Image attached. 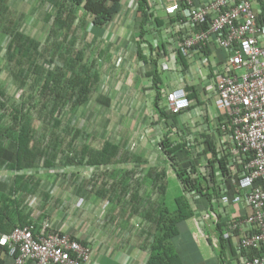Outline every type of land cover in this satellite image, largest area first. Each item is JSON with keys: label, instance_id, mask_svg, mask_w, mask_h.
Returning a JSON list of instances; mask_svg holds the SVG:
<instances>
[{"label": "built area", "instance_id": "built-area-1", "mask_svg": "<svg viewBox=\"0 0 264 264\" xmlns=\"http://www.w3.org/2000/svg\"><path fill=\"white\" fill-rule=\"evenodd\" d=\"M145 3L149 18L144 22L141 48L146 56L151 48L154 57L158 49H163L157 57L162 81L160 109L180 118L190 108L186 88L192 87L189 84H192L193 71L189 67L194 62L213 79L207 100L224 118L217 133L207 124L199 130L209 128L216 136V161L224 160L225 173L218 163L208 164V156L202 155L203 142H196L193 135L186 136L184 141L192 160L198 161L195 172L188 170V176L192 180L206 179L208 185L217 190V195L210 202H200L202 207L195 203L199 198L195 191H189L191 202L184 196L190 202L194 217L199 216L200 222H209L212 227L215 250L218 246L216 226L221 225L227 261L264 264V48L259 42L264 36V22L255 12L252 0H145ZM136 9L135 3L137 13ZM156 20L162 24L157 25ZM88 23L93 27L89 20ZM208 49L220 57L212 59ZM178 52L185 58L187 68L176 60ZM147 83L152 90L151 82ZM170 126L172 133H178V127ZM184 126L195 128L196 125L188 121ZM225 178L232 183L235 193L232 199H228ZM59 180L64 186L76 178L66 180L63 176ZM96 188L95 193H101L100 205L105 210L110 205V191L99 186H90L89 190L93 192ZM79 197L71 193L64 201L69 205L72 200L76 201L75 207L83 211L86 202ZM34 203L33 197L26 200V209L32 214L29 225L0 236L1 253L12 258L13 264H90L91 246L67 233L52 230L46 218L34 233L38 212L42 214L54 201L43 200L40 209ZM235 206H242L243 214L234 212ZM117 220H112V231ZM134 227L139 228V224ZM252 253L258 254L251 256Z\"/></svg>", "mask_w": 264, "mask_h": 264}, {"label": "trees", "instance_id": "trees-1", "mask_svg": "<svg viewBox=\"0 0 264 264\" xmlns=\"http://www.w3.org/2000/svg\"><path fill=\"white\" fill-rule=\"evenodd\" d=\"M134 2L137 5L136 10L140 18L138 34L135 38L136 56L138 61L143 65L152 66V71L146 74V77L150 78L152 90L155 93L152 100V108L159 122H164L163 124L165 126L170 124L175 126L177 125L178 117L173 116L170 112L164 111L159 107L162 101V95L160 93V84L162 81L158 69L157 57L158 53L163 52V49H158V53L154 57V52L150 48L147 57L141 48V44L144 42V22L149 17L145 0H134ZM122 3L123 0H57L55 8H57L58 12L53 18V38L50 40L57 43V40L63 38L67 42L66 36L74 31L73 23L77 19L75 12L78 11L81 12L79 15L82 19L80 21L81 26L84 25L83 19H87L94 28L106 27L120 13ZM156 23L157 25L162 24L159 20H156ZM56 35H58L59 39L55 41ZM9 39L7 47H5L7 49H5L7 54L6 59H8L11 74L20 84L18 87L21 88L20 86L25 85L32 74L33 76H37L38 82L41 83L43 80L42 89L44 93L42 95V101L45 103L40 107L43 111L47 109L43 117V126L45 125L43 130L46 134H43V136L39 135L32 126L31 118L26 114H13L12 119L7 124H4L3 127H0V167L4 168L7 172L17 173L8 184L0 185V198L6 199L8 196H18L17 200L15 199V206L18 209V221L15 222L9 218L1 220L3 225L0 227V236L8 235L15 229L23 228L32 221L31 211L26 209V200L41 194V181L34 176L28 175L39 168V161H42L43 168L45 169H52L54 167L65 169L70 167H109L127 164L133 160L128 150L110 141L105 142L100 148H94L84 144L81 139L86 140L89 137L87 133H82L75 126L67 125L60 121L59 115L61 112H70L78 109L97 90L99 77L97 73L87 71L86 66H81L83 60L80 54L78 55L77 53V56L75 55L77 57V63L72 64L65 54V49L62 51L61 45H55L56 50L52 53L51 61L49 62L54 63L55 61H59L67 65L68 71L72 76L66 78L65 74L50 73L45 75L46 73L38 66V62H46L45 56L48 54L47 47L29 41L21 33L12 32ZM68 44H70V41H68ZM176 60L184 68L188 67L185 58L181 56L180 52H178ZM20 72L22 73L19 74ZM211 76L214 77V74L211 73ZM186 92L191 105L184 114L203 106L193 87L186 88ZM2 96L3 93L0 91V97ZM51 103L54 104L51 105ZM2 107L0 106V108ZM50 108L51 110H48ZM54 112H57V117L53 118ZM201 116L205 118L195 128L184 126L186 128L184 137L187 134L188 136L193 135L196 142H203L202 155L208 156V164L212 166L218 163L225 173L224 160L216 161V136L209 131V128L208 131H198V126L207 124L208 127L211 125L210 129L215 130L217 133L224 118L219 116L209 121L205 114L203 116V112ZM160 146H162V143H160ZM163 147L165 152L168 154L171 152L173 154L172 160L173 162L175 161L174 164L180 169L177 175L181 178V181L183 180V189L195 191L199 195V198L195 200L197 206L202 207L203 205L200 202H203V200L210 202L212 197L217 195V190L211 188L206 179L197 177L192 180L188 176V170H192L193 173L195 172L198 161L197 159L192 160L187 143L183 142L177 145ZM146 178L152 188L144 200H139L133 197L134 195L131 197V200L127 196L126 201H114L115 196H108V199L110 203L117 202L123 207L130 202L134 203L132 212L134 214L139 213V217L142 218V221L139 222L138 229L142 234L145 232L152 240L151 255L146 264H181L180 257L175 252L173 241L179 239L181 236V225L194 217V211L190 202L181 192L173 199L171 206L167 204L165 176L149 171ZM78 187V193H82L79 185ZM100 194L98 193L97 195L99 198ZM45 218V215L40 214L35 219L36 226L34 233L39 231L38 224ZM112 222L110 220L108 224L111 226ZM221 236V225H217V257L220 264H231L230 260H226L225 245L223 244ZM0 251H2L1 246ZM256 254L252 253L250 255L255 256Z\"/></svg>", "mask_w": 264, "mask_h": 264}, {"label": "rangeland", "instance_id": "rangeland-1", "mask_svg": "<svg viewBox=\"0 0 264 264\" xmlns=\"http://www.w3.org/2000/svg\"><path fill=\"white\" fill-rule=\"evenodd\" d=\"M131 3V0H123L124 9L128 10ZM29 8L32 9V13L28 11L29 13L21 18L18 32L29 41L47 47L46 62H38L45 75L51 73L65 74L66 78L72 76L67 65L59 61L49 62L52 53L56 50L55 45H61L62 51L65 49V54L72 64L77 63L78 53L83 60L81 66H86L87 71L95 72L99 77L96 93L94 92L78 109L61 112L60 121L75 126L82 133H87L89 137L86 140L81 139L84 144L100 148L109 140L128 150L133 159L127 164L104 168L70 167L65 168V172L60 167L45 169L42 161H39V168L28 175L41 181V194L33 197L35 207L40 209L45 197L50 203L55 200L64 201L71 193H74L75 198L79 197L77 194L80 192L78 193V190L77 194L75 192L78 184L84 194L80 193L79 198H84L86 206L92 209L95 201L100 203V198L95 193L98 188L90 192V186H99L101 189L107 187L110 195L115 196L114 199L112 198L114 201H126L127 196L131 200L133 195L139 200H144L152 188L146 180L149 171L166 177L168 205H172L173 199L180 192L191 202L189 189H183V180L181 181L177 175L180 169L172 160L173 154L165 152L163 147L183 143L186 139L184 137L186 128L177 124L175 127H178V133H172V127L159 122L154 114L152 99L155 94L147 83V78L144 77L145 67L141 66L135 56V38L138 29L133 11L130 10L131 14H128V18L122 19L123 16L114 18L108 26L99 29L91 27L87 19H83L84 25L81 26L82 19L79 17L81 12H75L77 19L73 23V33L66 36L67 42L61 38L56 43L50 40L53 38L54 13L58 12L54 10L53 0H31ZM116 21L119 23L117 30L114 29L117 25ZM56 39H59L58 35L55 36L54 40ZM4 47H0V91L3 93L0 97V106H3L0 108V127L7 124L13 114H26L31 118L33 128L43 136L46 134L43 130L45 126H43V117L47 112V109L43 111L40 107L45 103L42 101L43 80L41 83L38 82L37 76L32 74L26 84L19 88L20 84L9 70ZM56 114L57 112L53 113V118L57 117ZM195 120L196 117L192 121L190 119L189 124L195 126ZM7 173L1 172V176ZM71 175L76 178L75 181L64 183V186L63 181L60 184L59 179H63V176L65 179H72ZM139 216V213L133 214V221H136L133 226L141 222ZM113 230L121 231L119 222Z\"/></svg>", "mask_w": 264, "mask_h": 264}, {"label": "crops", "instance_id": "crops-1", "mask_svg": "<svg viewBox=\"0 0 264 264\" xmlns=\"http://www.w3.org/2000/svg\"><path fill=\"white\" fill-rule=\"evenodd\" d=\"M252 1L255 12L261 19L263 17L262 20L264 22V0ZM30 2L31 0H0V47H7L12 32L19 33L18 30L20 29L18 27L20 26L21 18L29 13L28 11L32 13V9L29 8ZM56 2L57 0H53L54 10H57L55 8ZM134 6L135 3L133 2L127 10L124 9L122 3V9L115 16V19L121 16H123L122 19L128 18V14H131L133 11L138 26L140 18L134 11ZM55 15L56 13H54ZM118 21L115 22L117 24L114 28L115 30L118 28ZM259 42L264 48V36L259 38ZM208 53L211 54L212 59L215 58L214 60L220 57L218 54L214 55L209 49ZM139 63L145 67L144 70L146 73L144 77L147 78L146 74L152 71V66L143 65L141 62ZM192 63L190 65L191 67H189L193 71L191 77L192 84H187L192 85L203 106L183 114L178 118L177 124H181L183 128L184 124L190 121V119L192 121L195 117L197 118L195 120L196 125L201 124V120L205 118L201 116L202 112L203 116L205 114L209 121L219 117L214 106H210L207 100L213 79L211 80L207 76L206 71L198 63ZM147 80L150 81V78H147ZM200 127L198 126V128ZM198 131L200 130L198 129ZM1 172L7 173L4 168L0 167V185L8 184L13 176L10 172L5 176H1ZM225 182L228 199H232L235 196L232 183L227 178H225ZM81 195L84 194L82 193ZM17 198L18 196L15 197V195L13 197L8 196L6 199L0 198V227L3 225L1 223L3 219L9 218L15 222L18 221V209L15 206V199L17 200ZM95 202L94 206H92L93 209L87 206L82 211L75 207L77 203L74 200L71 201L72 205H69L66 201L55 200L52 206L44 208L42 214L45 215L48 225L52 230L67 233L74 239L91 246L92 257L90 264H146L151 255L152 240L145 232L142 234L138 228L135 229L133 226L136 222L133 221L134 213L132 212L134 203L130 202L123 207L117 202H112L110 203L111 205L105 208L106 210L104 212L100 203L98 201ZM243 209L242 206L233 207V211L239 214H243ZM39 213L40 211L37 217L40 215ZM140 219L142 221V218ZM110 220H117L120 224L121 231H112L110 224H108ZM200 220L201 218L196 216L181 225V236L179 239L173 241L175 252L179 255L181 264H220L217 257V250L213 248L216 239L215 235H213L212 227L209 225V222L203 223ZM187 222L189 223L186 224ZM102 223L103 225H100ZM1 252L0 264H13L11 258Z\"/></svg>", "mask_w": 264, "mask_h": 264}]
</instances>
